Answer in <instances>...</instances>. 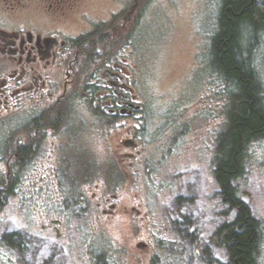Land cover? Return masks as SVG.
Listing matches in <instances>:
<instances>
[{
    "label": "rangeland",
    "instance_id": "1",
    "mask_svg": "<svg viewBox=\"0 0 264 264\" xmlns=\"http://www.w3.org/2000/svg\"><path fill=\"white\" fill-rule=\"evenodd\" d=\"M144 3L141 35L128 57L134 95L145 114L134 131L137 147L122 144L133 131L131 122L127 132L99 126L82 102L79 146L71 152L77 163L70 164L79 172L83 163H97L99 175L80 184L85 198L78 197L75 207L66 200L59 163H46L57 158L55 150L42 152L43 163L13 168L20 181L0 211V264H87L92 255L107 264H229L212 241L233 219L220 200L213 166L228 103L209 60L222 0ZM108 5L98 0L88 9ZM253 65L264 95V41ZM24 121L0 123V184L13 174L9 141ZM124 153L136 156L117 163ZM108 163L124 177L108 179ZM244 169L235 185L261 224L258 262L264 264V138L249 147ZM53 221L59 222L57 231Z\"/></svg>",
    "mask_w": 264,
    "mask_h": 264
},
{
    "label": "flooded vegetation",
    "instance_id": "2",
    "mask_svg": "<svg viewBox=\"0 0 264 264\" xmlns=\"http://www.w3.org/2000/svg\"><path fill=\"white\" fill-rule=\"evenodd\" d=\"M93 1L98 0H0V123L25 119L24 129L11 134L9 162H19L22 146L26 163H43L46 148L57 153L46 163H77L71 152L79 146L82 102L99 126L127 132L131 122L133 131L122 144L137 147L134 131L145 114L134 95L128 57L146 6L144 0H107L111 5L95 11L88 9ZM135 156L124 153L116 161ZM52 225L57 231L59 222ZM87 264L107 261L92 255Z\"/></svg>",
    "mask_w": 264,
    "mask_h": 264
},
{
    "label": "trees",
    "instance_id": "3",
    "mask_svg": "<svg viewBox=\"0 0 264 264\" xmlns=\"http://www.w3.org/2000/svg\"><path fill=\"white\" fill-rule=\"evenodd\" d=\"M218 24L219 31L211 39L210 68L222 84V91L225 89L228 103L213 166L220 200L233 213V219L217 229L212 241L227 253L229 264H259L261 224L240 198L235 182L244 176V158L249 147L264 138V95L253 65V54L264 41V0H222ZM8 149L10 153L13 146ZM18 153L19 162L10 169L13 174L0 184V211L15 195L20 181L13 168L24 169L29 159L25 147L18 146ZM66 164L59 163V176L65 180L62 184L66 200L77 207L81 202L78 199L85 198L80 184L97 177L102 167L97 163H83L79 172H73L72 165ZM115 167L108 163V179L124 177ZM71 195L76 199L70 198ZM13 239L11 235L7 241L12 243Z\"/></svg>",
    "mask_w": 264,
    "mask_h": 264
},
{
    "label": "water",
    "instance_id": "4",
    "mask_svg": "<svg viewBox=\"0 0 264 264\" xmlns=\"http://www.w3.org/2000/svg\"><path fill=\"white\" fill-rule=\"evenodd\" d=\"M128 143H130V144H133V142L132 141H127Z\"/></svg>",
    "mask_w": 264,
    "mask_h": 264
}]
</instances>
